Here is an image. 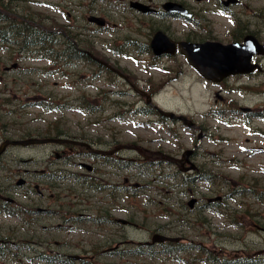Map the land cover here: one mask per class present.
I'll use <instances>...</instances> for the list:
<instances>
[{"label": "rangeland", "instance_id": "374dc122", "mask_svg": "<svg viewBox=\"0 0 264 264\" xmlns=\"http://www.w3.org/2000/svg\"><path fill=\"white\" fill-rule=\"evenodd\" d=\"M1 1L9 5L8 12L14 9L20 16L40 17L43 24L79 29L85 37L98 29L86 18L101 17L108 25L103 32L93 33L90 40L95 49L132 74L140 89H148L150 81L156 90L155 85L165 81L154 96L155 105L190 116L197 128L162 121L156 114L139 115L136 110L142 104L124 106L122 115L114 118L117 105L88 115L89 105L84 102L102 101L101 91L109 93H104L106 105L137 98L120 95L128 85L96 66L88 71L81 62L67 67L59 63L54 72L49 63L19 59L18 53L10 62L7 46L0 47V141L5 131L10 133L8 140L65 133L67 138L96 143L137 144L170 156L198 146L192 159L197 172L186 176L170 164H143L136 154L125 151L121 156L127 158V165L119 174H115L117 167L115 171L104 167L110 176L100 174L107 186L101 191L67 179L44 197L14 193L11 198L29 212L19 210L12 216L0 212V264H264V57L258 59L261 71L224 82L222 102L215 97L219 88L200 79L180 57L157 59L146 67L151 62L146 52L153 30L173 37L196 30L223 44L254 33L264 44V0H240L230 10L232 17L219 13L218 0H171L211 11L203 15L200 27L143 16L128 6L138 1L159 9L164 0ZM13 63L18 64L17 70L6 71ZM178 65L183 75L169 81L166 70ZM33 68L47 69L46 75L30 74ZM37 85L44 88L38 90ZM10 98L6 105L5 99ZM39 100L51 103L50 108L40 106ZM241 108L255 115H245ZM59 147H10V170L48 175L64 168L87 176L85 170L60 167L54 157L47 159ZM35 179L40 184V178ZM115 184L121 188H112ZM191 199L196 200L192 209L187 206ZM104 210L112 220L131 225L94 221ZM154 234L177 238L178 245L166 255L165 245L152 243Z\"/></svg>", "mask_w": 264, "mask_h": 264}, {"label": "flooded vegetation", "instance_id": "af4514ba", "mask_svg": "<svg viewBox=\"0 0 264 264\" xmlns=\"http://www.w3.org/2000/svg\"><path fill=\"white\" fill-rule=\"evenodd\" d=\"M166 1L169 2H177V4H180L185 10L186 13L184 14H178V13H165L163 11H160L157 8L156 12H153V17H158L162 18L165 20H168L169 22H181L184 23L185 25H194V26H199V22L204 21L203 15L206 13H211L206 8L203 7H195L192 6L191 4L185 2V1H171V0H164L162 4ZM195 3H200L203 2L204 0H193ZM219 5H218V11L222 15H230L232 16V13L230 12L232 6H225L224 0H218ZM240 0H237V3L235 6L239 4ZM233 6V7H235ZM217 10H214L216 12ZM150 15V14H149ZM15 21H20V22H29L28 20L23 19L22 17L16 15L14 11L10 12V24L15 22ZM43 22V21H42ZM235 22V21H234ZM105 26L99 29L95 30H90V33L88 36L90 37H85L82 34H79V29H66L67 27H56L54 30H48L46 28L42 27V35L39 37H34L30 39L29 37L25 38H16L13 37V35L10 36V52H12V55H15V53L19 54V59L22 57H25L27 54H33V57H37L38 59H41V55L43 51L47 48L48 44L47 41L52 39V50L56 53L57 57L61 60L60 65L62 66H74L77 63H82V65H86L88 71L92 66H94L92 63H94V60L90 58V55H95L98 54L100 58H104L102 56V53L98 52L95 49L94 44L91 42V37H93V33H100L107 29L108 23L105 21ZM200 27V26H199ZM102 29V30H100ZM64 31L69 34V37L64 35ZM165 31H170L165 30ZM51 34L46 35V34ZM176 44L180 41H187V42H205V41H215L213 38H209L210 36H202L200 35L196 30L190 31L188 34L185 35H180L179 37H173L171 35H168ZM16 39V41H14ZM19 39L20 41H18ZM25 40V41H24ZM24 41V42H23ZM14 49L13 47H15ZM103 45L107 46L106 44L103 43ZM140 53V51H137ZM26 53V54H25ZM41 54V55H40ZM68 55H71V62H68ZM176 57H180L183 61L184 58L176 51L175 55L173 56V59ZM106 59V58H104ZM15 60L14 58L10 59V62ZM107 60V59H106ZM151 62L148 63L147 61V66H153L156 64V60L153 58L151 55L150 58ZM257 60V58H255ZM108 63L114 66L118 71H120L123 74H126L129 76L130 80L135 79L132 74L126 73L125 68L119 67L114 61H111L108 59ZM54 72L57 71L58 66H52ZM16 68H14L12 71H16ZM172 74H170V80L173 81L176 80L180 74L183 75V71H181L180 65L175 68H171ZM36 72H40L39 75H46V69H33V74ZM172 76H174L172 78ZM134 84V83H133ZM149 84V83H148ZM223 84L221 83L218 85L219 92L222 91L223 89ZM44 85V84H43ZM126 85V84H125ZM139 92H136L133 87H128V91L125 93H119L120 95H129L136 97V101H133L132 103H126V102H115V101H110L109 105H106L104 103L103 99L100 101L99 99L93 98L92 101H87L85 97H83L82 101H85L89 106H87V114L88 115H94L96 113H104L105 108L104 107H114L113 105L119 106V110L115 111L112 115V118L116 117L117 115H120L124 112L122 107L124 106H138V104H142L141 108H139L136 112H141L147 115H152L156 113V108L155 104H153V99L155 92H151L148 96L152 101V103L147 102L144 95L146 92L143 88H139L137 83L134 84ZM127 86V85H126ZM150 87V85H149ZM44 87L42 85H37V89L41 90ZM146 90H149L146 89ZM105 94H109L107 92H104ZM147 94V93H146ZM14 99H16L15 96H13ZM38 98H41L39 95ZM224 100V99H223ZM222 100V101H223ZM12 101V100H10ZM44 101H37V103L40 106H43L42 103ZM10 103V102H9ZM92 103V104H91ZM51 104V103H50ZM97 107V108H96ZM180 114V113H178ZM188 119H190V116H186ZM191 120V119H190ZM172 122L182 124L180 123L177 119H174ZM197 128L194 125L192 126V129ZM200 131H202V128H200ZM5 136L0 141V212L3 214H7L8 216L12 215H17L19 210H23L24 213H28L29 211L25 209L23 206H19L18 203L11 198V195H14V193H20L23 195H32V196H37V197H44V193L46 191H51V188L54 187V185L60 186L63 184V182L67 179H73L76 182H86V184L94 191H101L103 188L106 189L107 186L103 181V177L100 176V174H104L105 176H110L108 171H104V167L112 168L115 171V168L117 167L118 170L115 171V174H119L123 169L126 168L127 165V158L125 156H121V153L125 152L126 149L124 150H119L118 152H114L116 149L122 148L123 144H119L117 141L109 140V142H103L101 140L94 142V141H88L86 139H76L79 141H84L87 145H89L90 149L80 147V146H72V145H64L56 149H52L49 154L47 159L51 161V157H54L56 160L57 164H60L58 166L64 167V166H72L75 168H79L81 170H85L87 172V176L84 175H78L69 171H66V169L61 168L58 171H55L53 173H50L48 175H45L43 173H36V172H30L27 169H16V170H10V146H5L2 147V145L8 140L6 139L8 134L6 131L4 132ZM60 136H65V133L60 134ZM75 139V138H73ZM127 146H132V147H137V144L133 145H127ZM143 150L146 151V156L147 158L143 159L142 157L137 158L142 161L143 164H152V165H157L160 163H163L164 160L162 159V152L161 151H149L145 148ZM133 152V151H129ZM156 153H161L160 156H158ZM182 154H175L174 157L178 159L179 161H175L172 166L176 167L178 170H184L186 169L189 165L187 163H184L182 161ZM194 153L192 154L190 159H193ZM15 159H12L14 161ZM24 162L29 163V160H26ZM123 165V167L121 166ZM35 178H40V184L35 183L37 180ZM10 183H14L13 185H10ZM3 184H7V189L3 187ZM49 185V187L47 186ZM55 186V187H57ZM19 187L22 188V190L18 189ZM112 188H121L120 185H113ZM53 189V188H52ZM58 189V188H57ZM59 194V191H56ZM111 197H115L114 193L109 194ZM38 211H42V209H38ZM97 223H100L101 221L103 222H113L115 224H121L118 222V220L111 219L110 215H106V211L104 210L102 212L101 217L93 219ZM122 225V224H121ZM131 225L130 222L126 224L125 226Z\"/></svg>", "mask_w": 264, "mask_h": 264}, {"label": "water", "instance_id": "95a60500", "mask_svg": "<svg viewBox=\"0 0 264 264\" xmlns=\"http://www.w3.org/2000/svg\"><path fill=\"white\" fill-rule=\"evenodd\" d=\"M230 2H234V0H230ZM130 7L135 9L143 14L154 12L150 10L149 7L144 6L139 3H130ZM163 8L167 12H176L181 10L182 8L173 3H167L163 5ZM89 22H95L98 25H103V21L98 18H89ZM180 52L185 56L188 64L205 80L217 83L223 80L224 78L236 75V74H248L251 73L257 66L251 64V59L254 54H264V47L258 45L256 39L252 36H247L243 40V44H229L222 45L218 43H210L206 42L203 44H195V43H179ZM151 47L155 55H161L163 53L173 54L175 51V45L171 42V40L162 32H157L152 41ZM100 64L104 65L109 70L117 73L121 78L128 81L127 77L111 66L107 65L102 61H98ZM147 97V96H146ZM158 113L160 116L164 118H169L171 120L175 119L176 116L171 112H166L158 109ZM178 120L182 121L187 126H191V123L184 117L178 116ZM45 143H70L68 140L62 139H28L23 141H10L9 144L11 146H28L33 144H45ZM73 144H77L80 146H85L87 149L89 147L82 143L71 142ZM125 149H131V147L124 146ZM119 149V148H118ZM117 149V150H118ZM138 154L144 156L145 153L138 149L133 148ZM192 154V151H188L185 153L184 157L187 159ZM166 161L175 162V160L171 157L162 156ZM194 166H190V168L185 169L191 170ZM195 200L192 199L189 201L188 206L192 208L194 206ZM124 223L123 221H121ZM165 241L174 242L176 239L168 238L161 235H154L152 237L153 243H163Z\"/></svg>", "mask_w": 264, "mask_h": 264}, {"label": "trees", "instance_id": "16d2710c", "mask_svg": "<svg viewBox=\"0 0 264 264\" xmlns=\"http://www.w3.org/2000/svg\"><path fill=\"white\" fill-rule=\"evenodd\" d=\"M0 8L3 9V11L8 12L9 5H5L4 2L0 0ZM9 13V12H8ZM30 22H20L15 21L11 23L10 25V15H5L4 12L0 13V46H6L10 45V30L13 35L16 37H29L30 39L34 37H39L42 35V31L38 24L34 23V19L30 18ZM50 35L51 34H46ZM69 37V35H65ZM52 39L47 41V48L43 51L41 55V59L45 61L55 62L56 61V55L54 51L52 50ZM165 252L164 254H169L170 250H173L172 248L175 247V245H178L177 243H165ZM167 249V250H166Z\"/></svg>", "mask_w": 264, "mask_h": 264}]
</instances>
